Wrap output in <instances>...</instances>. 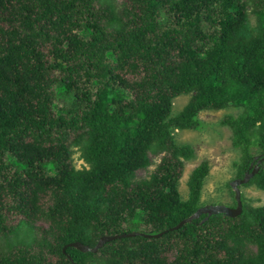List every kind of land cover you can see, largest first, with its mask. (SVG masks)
I'll list each match as a JSON object with an SVG mask.
<instances>
[{"label": "trees", "instance_id": "obj_1", "mask_svg": "<svg viewBox=\"0 0 264 264\" xmlns=\"http://www.w3.org/2000/svg\"><path fill=\"white\" fill-rule=\"evenodd\" d=\"M121 4L0 0V264H264V205L243 194L241 214L205 212L171 230L202 206L209 172L201 162L181 198L195 150L175 141V128L199 127L203 109L243 106L221 120L242 150L238 176L262 158L250 149L264 151V0ZM190 92L171 116L174 98ZM74 144L88 168L73 164ZM247 184L264 189L263 163ZM139 211L136 230L165 232L63 251L135 230ZM23 226L35 229L31 239L7 243Z\"/></svg>", "mask_w": 264, "mask_h": 264}, {"label": "rangeland", "instance_id": "obj_2", "mask_svg": "<svg viewBox=\"0 0 264 264\" xmlns=\"http://www.w3.org/2000/svg\"><path fill=\"white\" fill-rule=\"evenodd\" d=\"M120 12L122 0H109ZM249 20L252 27H256L258 20L257 15L249 9ZM192 92L183 93L176 96L173 100L171 116L179 113L189 102ZM243 106L229 105L220 109H203L197 118L200 126L197 128H175L173 135L178 144L188 143L194 147L195 155L190 159H184L181 176L177 182L178 190L182 199H187L190 193L188 180L192 171L203 161L209 163V172L205 177L201 192L200 203L202 205H222L236 206L233 193V180L238 176V165L242 161V150L233 144V131L230 125L222 124L221 120L227 115H237L243 112ZM73 164L77 169L88 168L89 163L83 156L81 144L71 146ZM250 152L254 157L263 154V150L258 146H252ZM162 154L152 157V163L144 168L139 169L136 173L135 180L148 177L161 163ZM264 166V159L262 160ZM51 172H54L52 164H48ZM241 193L245 202L251 206L264 205V189L255 184H240ZM143 212H138L134 219V229L138 227ZM38 224H42L38 222ZM125 226H129L125 223ZM147 229L144 224L140 229ZM35 229L23 226L17 234L8 237L7 243L16 242L21 239H31ZM2 242V239L0 240ZM86 264H104L101 257H90Z\"/></svg>", "mask_w": 264, "mask_h": 264}, {"label": "water", "instance_id": "obj_3", "mask_svg": "<svg viewBox=\"0 0 264 264\" xmlns=\"http://www.w3.org/2000/svg\"><path fill=\"white\" fill-rule=\"evenodd\" d=\"M255 158H258L255 157ZM264 159V152L262 154V158H259L258 162L256 164L251 163V167H253V169L251 171H246L245 175L243 177H237L233 180V189L235 192V199H236V206L234 207H229V206H222V205H203L200 206L192 215H190L189 217L182 219L178 224H176L175 226H173L171 228V230L173 229H178L180 228L182 225H184L186 222L188 221H192L193 219H196L198 217H200V215L202 213H214V212H226L232 216H237L239 214L242 213L243 210V201H242V193H241V189H240V184H245L247 182H249V180L251 179V177L257 173L260 169V163L261 161ZM165 231L163 232H159V233H147V232H142V231H138V230H132V231H128V232H122V233H117V234H111V235H103L101 236L97 243L95 245H90L81 241H72L67 243L66 245H64L63 247V251L66 252V249L70 246L77 248L78 250L82 251V252H88V251H92V252H97L100 247H102L106 242L117 239V238H122V237H132V236H136V235H143L146 237H159L160 235H162ZM72 259V258H70ZM72 264H77L76 261L72 260Z\"/></svg>", "mask_w": 264, "mask_h": 264}, {"label": "bare ground", "instance_id": "obj_4", "mask_svg": "<svg viewBox=\"0 0 264 264\" xmlns=\"http://www.w3.org/2000/svg\"><path fill=\"white\" fill-rule=\"evenodd\" d=\"M262 162V161H261ZM253 163V162H252ZM254 164H256V163H254ZM260 165H261V163H260ZM252 169H253V167H251ZM251 171V170H250ZM248 183V182H247ZM203 206V205H202Z\"/></svg>", "mask_w": 264, "mask_h": 264}, {"label": "flooded vegetation", "instance_id": "obj_5", "mask_svg": "<svg viewBox=\"0 0 264 264\" xmlns=\"http://www.w3.org/2000/svg\"><path fill=\"white\" fill-rule=\"evenodd\" d=\"M259 158H261V157H259ZM257 160H259V159H257Z\"/></svg>", "mask_w": 264, "mask_h": 264}]
</instances>
